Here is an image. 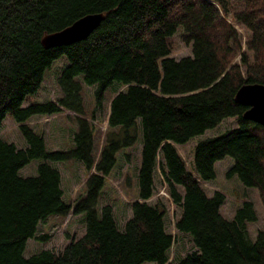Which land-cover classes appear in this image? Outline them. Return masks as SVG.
I'll return each mask as SVG.
<instances>
[{
	"label": "trees",
	"instance_id": "trees-1",
	"mask_svg": "<svg viewBox=\"0 0 264 264\" xmlns=\"http://www.w3.org/2000/svg\"><path fill=\"white\" fill-rule=\"evenodd\" d=\"M96 12L105 17L87 38L43 45L45 34ZM228 17L246 30L245 38ZM179 30L192 54L176 59L172 37ZM61 56L68 64L57 77L60 96L24 106ZM78 75L95 87L96 108L107 87H125L110 100V130L98 154ZM245 83L264 84V0H0V126L12 115L26 140L18 147L0 136V264H264V229L254 238L249 231L258 219L253 201L243 200L226 218L225 193L210 195L202 184L216 178V162L229 156L227 175L257 188L264 204V126L244 118L247 106L235 99ZM65 109L77 114L75 147L47 151L28 121ZM228 118L236 119V127L200 138L189 170L177 146ZM139 133L137 199L118 226L112 205H99V196L118 153ZM35 158L43 160L37 174L22 176L21 168ZM72 158L89 175L85 195L69 202L62 174L49 161ZM157 176L179 209L177 233L193 247L174 261L166 206L161 198L150 201ZM71 212L84 216L80 236L60 250L24 256L28 239L48 240L38 234L41 221Z\"/></svg>",
	"mask_w": 264,
	"mask_h": 264
},
{
	"label": "rangeland",
	"instance_id": "rangeland-1",
	"mask_svg": "<svg viewBox=\"0 0 264 264\" xmlns=\"http://www.w3.org/2000/svg\"><path fill=\"white\" fill-rule=\"evenodd\" d=\"M231 23L246 37V30L240 27L232 17H228ZM173 50L171 56L179 59L183 56L192 54V47L186 44L180 30L172 37ZM239 56L237 61H239ZM68 64L66 56H61L45 71V78L41 88L35 93L28 95L23 102L26 106L31 102H42L48 99L56 100L60 96L57 77ZM82 84V96L87 113V118L93 123L95 151L98 154L108 127L107 117L109 114L110 100L119 90L125 87L113 84L107 87L103 92L101 106L96 108L95 87L84 82L82 75L76 77ZM95 111L94 115L92 112ZM77 114L71 110L65 109L63 112L54 115H35L28 121L35 132L42 134L45 140L47 151L52 150H70L75 147L74 134L79 130ZM236 127V119H225L218 127L209 129L204 135L192 138L184 144L178 145L180 153L183 155L189 170L194 161L195 145L200 138L220 134L227 129ZM0 136L9 142H14L18 147H24L26 140L19 124L13 116L7 114L0 126ZM142 134L139 133L137 140L130 146L124 147L118 153V161L110 174L106 177L105 185L99 196V205L111 204L114 210L118 226H123L125 221L131 216V203L137 199V170L141 160ZM128 155V156H127ZM160 160V159H159ZM43 160L40 158L32 159L27 165L21 168L22 176H33L37 174V167ZM50 164L57 167L62 174V188L64 199L73 202L84 196L86 189V180L88 171L84 164L77 159H67L60 161H49ZM233 165L231 157L227 156L216 162V178L202 182L206 191L211 195L214 190H221L226 195V200L221 207V212L226 218L234 217L238 207L245 199L252 200L258 213L256 222L249 224V231L254 238L258 230L264 229V204L260 198L257 188L247 187L242 184L237 175L228 176L227 170ZM165 184L157 176L156 191L150 199L156 202L162 199L167 209L166 228L175 236L173 247L169 251V260L174 261L178 257L186 254L193 249L190 238L187 235L178 234L175 229V221L179 214L178 207L171 201ZM84 194V195H83ZM83 217V218H82ZM84 216L69 213L63 215L60 213L51 214L38 226V234L48 235V240L30 238L24 250V256L39 252L44 248L60 250L72 237H78L84 232ZM144 264H156L155 262H146Z\"/></svg>",
	"mask_w": 264,
	"mask_h": 264
},
{
	"label": "water",
	"instance_id": "water-1",
	"mask_svg": "<svg viewBox=\"0 0 264 264\" xmlns=\"http://www.w3.org/2000/svg\"><path fill=\"white\" fill-rule=\"evenodd\" d=\"M103 12L88 13L61 30L47 33L42 38L45 47L69 45L87 38L102 22ZM237 102L247 106L243 117L264 126V84L245 83L235 95Z\"/></svg>",
	"mask_w": 264,
	"mask_h": 264
},
{
	"label": "built area",
	"instance_id": "built-area-1",
	"mask_svg": "<svg viewBox=\"0 0 264 264\" xmlns=\"http://www.w3.org/2000/svg\"><path fill=\"white\" fill-rule=\"evenodd\" d=\"M164 194H167L166 192L163 191Z\"/></svg>",
	"mask_w": 264,
	"mask_h": 264
}]
</instances>
